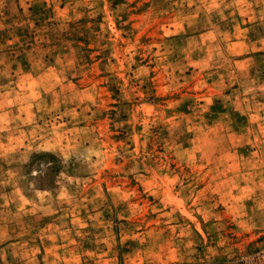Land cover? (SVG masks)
Masks as SVG:
<instances>
[{
	"label": "rangeland",
	"instance_id": "1",
	"mask_svg": "<svg viewBox=\"0 0 264 264\" xmlns=\"http://www.w3.org/2000/svg\"><path fill=\"white\" fill-rule=\"evenodd\" d=\"M0 264H264V0H0Z\"/></svg>",
	"mask_w": 264,
	"mask_h": 264
}]
</instances>
